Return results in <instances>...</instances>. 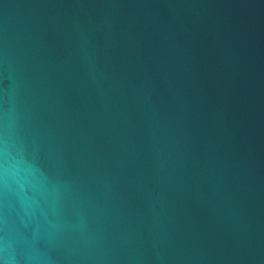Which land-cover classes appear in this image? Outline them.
I'll return each mask as SVG.
<instances>
[{"label": "water", "instance_id": "obj_1", "mask_svg": "<svg viewBox=\"0 0 264 264\" xmlns=\"http://www.w3.org/2000/svg\"><path fill=\"white\" fill-rule=\"evenodd\" d=\"M0 264H264V58L221 0H0Z\"/></svg>", "mask_w": 264, "mask_h": 264}]
</instances>
